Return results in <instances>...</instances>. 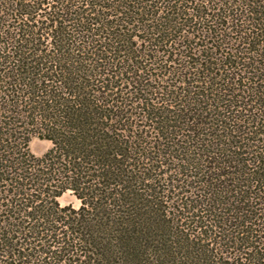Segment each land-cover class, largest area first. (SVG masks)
I'll use <instances>...</instances> for the list:
<instances>
[{"label": "trees", "instance_id": "16d2710c", "mask_svg": "<svg viewBox=\"0 0 264 264\" xmlns=\"http://www.w3.org/2000/svg\"><path fill=\"white\" fill-rule=\"evenodd\" d=\"M0 264H264V0H0Z\"/></svg>", "mask_w": 264, "mask_h": 264}, {"label": "rangeland", "instance_id": "374dc122", "mask_svg": "<svg viewBox=\"0 0 264 264\" xmlns=\"http://www.w3.org/2000/svg\"><path fill=\"white\" fill-rule=\"evenodd\" d=\"M50 147L51 143L49 141L41 140L36 137H34L30 142V149L37 156L43 155ZM59 202L62 206L71 205L74 208H78L80 206V201L71 192H67L62 195L59 198Z\"/></svg>", "mask_w": 264, "mask_h": 264}]
</instances>
